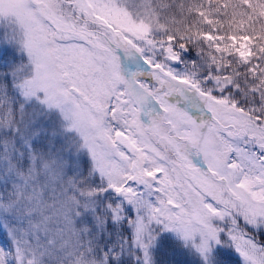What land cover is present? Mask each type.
Listing matches in <instances>:
<instances>
[{
  "label": "snow or ice",
  "instance_id": "snow-or-ice-1",
  "mask_svg": "<svg viewBox=\"0 0 264 264\" xmlns=\"http://www.w3.org/2000/svg\"><path fill=\"white\" fill-rule=\"evenodd\" d=\"M0 264H264V0H0Z\"/></svg>",
  "mask_w": 264,
  "mask_h": 264
},
{
  "label": "rangeland",
  "instance_id": "rangeland-1",
  "mask_svg": "<svg viewBox=\"0 0 264 264\" xmlns=\"http://www.w3.org/2000/svg\"><path fill=\"white\" fill-rule=\"evenodd\" d=\"M0 243H3V240H2V238H0Z\"/></svg>",
  "mask_w": 264,
  "mask_h": 264
}]
</instances>
